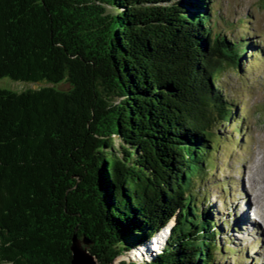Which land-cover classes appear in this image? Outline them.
<instances>
[{
    "label": "trees",
    "instance_id": "1",
    "mask_svg": "<svg viewBox=\"0 0 264 264\" xmlns=\"http://www.w3.org/2000/svg\"><path fill=\"white\" fill-rule=\"evenodd\" d=\"M211 3L0 0V80L42 85L0 89V264H72L75 238L98 264L232 251L206 187L252 45Z\"/></svg>",
    "mask_w": 264,
    "mask_h": 264
},
{
    "label": "rangeland",
    "instance_id": "2",
    "mask_svg": "<svg viewBox=\"0 0 264 264\" xmlns=\"http://www.w3.org/2000/svg\"><path fill=\"white\" fill-rule=\"evenodd\" d=\"M264 0H212L218 14L216 33L250 42L241 72L227 70L220 81L237 116L219 132L216 168L207 182L208 204L226 226L232 251L218 255L219 264H264ZM258 54L253 55V53ZM248 56V58H247ZM37 83L0 80V89L23 92L39 89ZM61 89H67L63 84ZM241 132H236V127ZM120 142L116 141L118 145ZM227 186V191L222 190ZM231 213V217L229 215ZM254 217L258 218L256 221ZM257 223V224H254ZM231 225V227H230ZM236 226V229H232ZM255 226L256 229H250ZM227 238V237H226ZM225 236L222 237L226 239ZM236 255V257H233Z\"/></svg>",
    "mask_w": 264,
    "mask_h": 264
},
{
    "label": "water",
    "instance_id": "3",
    "mask_svg": "<svg viewBox=\"0 0 264 264\" xmlns=\"http://www.w3.org/2000/svg\"><path fill=\"white\" fill-rule=\"evenodd\" d=\"M90 243L74 239L71 251L73 254L72 264H98L97 258L90 252Z\"/></svg>",
    "mask_w": 264,
    "mask_h": 264
},
{
    "label": "bare ground",
    "instance_id": "4",
    "mask_svg": "<svg viewBox=\"0 0 264 264\" xmlns=\"http://www.w3.org/2000/svg\"><path fill=\"white\" fill-rule=\"evenodd\" d=\"M254 224H257V223H254ZM250 229H253L254 230L256 228H255V226H252V227H250ZM262 237H264V236H262Z\"/></svg>",
    "mask_w": 264,
    "mask_h": 264
}]
</instances>
